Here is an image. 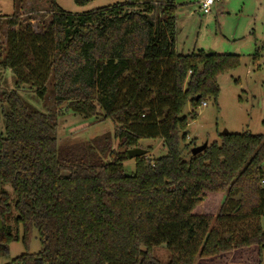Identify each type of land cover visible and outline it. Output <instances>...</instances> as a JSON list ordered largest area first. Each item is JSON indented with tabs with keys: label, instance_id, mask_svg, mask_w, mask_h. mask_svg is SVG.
Segmentation results:
<instances>
[{
	"label": "trees",
	"instance_id": "1",
	"mask_svg": "<svg viewBox=\"0 0 264 264\" xmlns=\"http://www.w3.org/2000/svg\"><path fill=\"white\" fill-rule=\"evenodd\" d=\"M157 2L129 0L82 15L53 6L43 33L8 21L0 67L15 83L0 92V248L18 241L19 225L26 249L34 230L42 247L11 264H195L264 248V136L222 135L196 156L182 144L184 108L215 101L217 76L238 66L239 56L177 53L178 5ZM49 84L55 106L86 117L100 111L115 122L113 135L60 144L56 113L39 112L18 94L27 86L42 100ZM156 138L166 154L135 158L127 175V150ZM208 193L238 199L215 218L195 214ZM253 221L247 233L229 231ZM160 247L166 263L153 255Z\"/></svg>",
	"mask_w": 264,
	"mask_h": 264
},
{
	"label": "rangeland",
	"instance_id": "2",
	"mask_svg": "<svg viewBox=\"0 0 264 264\" xmlns=\"http://www.w3.org/2000/svg\"><path fill=\"white\" fill-rule=\"evenodd\" d=\"M87 1L88 4L81 6L77 5L75 0H0V56H3L5 51L10 19L18 20L19 24L30 23L34 32L43 33L50 22L53 6H57L65 14L82 15L101 8L124 5L129 0ZM153 1L157 6V0ZM200 1L186 0L178 5L175 51L184 55L200 51L206 55H235L239 56V64L217 76L218 95L215 101L205 100L206 106L200 105L195 111H192L189 105L184 108L183 115L187 118V127L186 139L182 144L189 150L203 144H219L221 136L226 134L247 133L264 136V0H223L214 4L207 15L199 11ZM14 83L13 73L0 67V92L13 89ZM26 87H22L18 92L24 103L39 112L56 113L60 144H87L94 138L113 135L115 122L103 121L100 111L93 117H86L66 110L64 104L55 106L51 84L48 85V93L42 100ZM191 112L196 115L195 118H191ZM3 126L1 117L0 132ZM117 144L114 140L112 146L116 150ZM136 148L145 150L146 157L150 159L166 154L163 142L158 138L141 140ZM183 156L189 158L187 152H184ZM123 167L127 175L132 174L135 170V160L128 159ZM261 186L264 188V185ZM237 199L235 197L225 201V194L208 193L194 213L215 218L223 203L224 212L229 213ZM260 223L264 230V218ZM213 224L219 225L215 222ZM254 224L255 221L231 224L229 231L237 237L254 229ZM10 225L15 227L11 222ZM221 227L219 225V228ZM21 238L22 226L19 225L18 241L9 243L6 252L0 248V264H11L14 259L26 253L35 255L41 251L35 230L28 249L24 247ZM153 255L161 263L169 260L168 252L162 247L155 248ZM195 264H264V248H241L211 258L197 259Z\"/></svg>",
	"mask_w": 264,
	"mask_h": 264
},
{
	"label": "water",
	"instance_id": "3",
	"mask_svg": "<svg viewBox=\"0 0 264 264\" xmlns=\"http://www.w3.org/2000/svg\"><path fill=\"white\" fill-rule=\"evenodd\" d=\"M186 0H174L175 2V5H180L182 4L183 2H185ZM199 97H197L196 99H198ZM207 148V144H203L199 147H194L191 149V155L192 156H196V155H199L201 154L205 149ZM127 158L129 160H132V159H135V158H139V157H142V156H145L146 155V151L145 150H142L140 148H133V149H130L128 150L127 152ZM2 229V221L0 219V230Z\"/></svg>",
	"mask_w": 264,
	"mask_h": 264
},
{
	"label": "built area",
	"instance_id": "4",
	"mask_svg": "<svg viewBox=\"0 0 264 264\" xmlns=\"http://www.w3.org/2000/svg\"><path fill=\"white\" fill-rule=\"evenodd\" d=\"M223 0H201L199 2V11H201V13L203 15H207L210 13L211 11V7L214 5V4H217V3H220L222 2ZM201 106L205 107L206 106V103L203 102L201 104ZM261 184L264 185V180L261 181Z\"/></svg>",
	"mask_w": 264,
	"mask_h": 264
},
{
	"label": "crops",
	"instance_id": "5",
	"mask_svg": "<svg viewBox=\"0 0 264 264\" xmlns=\"http://www.w3.org/2000/svg\"><path fill=\"white\" fill-rule=\"evenodd\" d=\"M221 10H223V8H221ZM224 11V10H223Z\"/></svg>",
	"mask_w": 264,
	"mask_h": 264
}]
</instances>
